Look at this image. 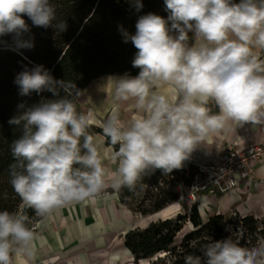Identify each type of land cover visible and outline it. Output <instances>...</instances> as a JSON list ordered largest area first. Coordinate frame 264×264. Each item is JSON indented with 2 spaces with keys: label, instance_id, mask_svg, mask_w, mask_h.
I'll return each mask as SVG.
<instances>
[{
  "label": "clouds",
  "instance_id": "obj_1",
  "mask_svg": "<svg viewBox=\"0 0 264 264\" xmlns=\"http://www.w3.org/2000/svg\"><path fill=\"white\" fill-rule=\"evenodd\" d=\"M129 2L137 12L143 8L142 0ZM164 6L166 18L149 12L138 17L134 34L119 29L137 49L132 67L139 72L106 79L114 100H134L142 115L124 121L114 110L104 123L114 170L106 169L90 132L91 113L77 110L81 90L74 83L55 78L42 64L16 75L20 96L53 97L30 106L21 102L9 120L22 132L10 146L9 182L38 216L93 199L108 187L131 191L156 170H179L229 122L264 124V65L252 54L253 47L264 49V0H164ZM25 16L34 27H67L51 0H0V50L34 47ZM165 85L171 99L159 90ZM28 219L0 211V264H10L13 251L31 255ZM200 252L185 256V264H264V246L249 249L231 236L212 239Z\"/></svg>",
  "mask_w": 264,
  "mask_h": 264
},
{
  "label": "trees",
  "instance_id": "obj_2",
  "mask_svg": "<svg viewBox=\"0 0 264 264\" xmlns=\"http://www.w3.org/2000/svg\"><path fill=\"white\" fill-rule=\"evenodd\" d=\"M234 2L238 3L239 0ZM51 3L57 9L58 20L65 21L66 30L57 32L54 28L34 27L25 16L34 37V47L19 53L0 50V211L22 212L28 216V224L37 215L33 209L22 204L9 182V165L14 163L10 146L22 134L20 128L9 124V120L18 114L17 106L21 102L30 106L38 103L41 97H53L49 92L40 95L33 93L31 97L20 96L14 83L16 75L24 67L42 64L55 78L74 83L81 92L92 80L102 75L129 73L135 76L139 69L132 67V60L137 49L130 41L124 42L120 26L134 34L139 16L149 12L165 18L168 15L164 10V0H142L143 8L139 12L129 0H51ZM76 104L81 112L77 101ZM209 108L213 113L218 112L215 106ZM90 132L104 136L100 127L90 125ZM104 138L105 143L110 145L108 139ZM168 177L171 187L159 188L160 170L144 175L133 190L126 187L116 190L118 202L128 208L143 186H153L157 192L145 190L144 197L130 211L136 214L160 213L169 204L177 202L174 184L184 179L180 169L173 170ZM147 200L150 203L148 207L141 208ZM234 222L239 223L243 230V238L238 240L240 245L250 247L245 240L259 233L256 218L243 216L233 221L216 211L202 218L196 205H191L184 213L159 217L144 227L127 230L123 235V244L132 257V264H185V256L200 255L203 245L212 239L221 240L231 236L237 240L231 232L235 229L231 227ZM186 224L189 230L177 240V235Z\"/></svg>",
  "mask_w": 264,
  "mask_h": 264
},
{
  "label": "crops",
  "instance_id": "obj_3",
  "mask_svg": "<svg viewBox=\"0 0 264 264\" xmlns=\"http://www.w3.org/2000/svg\"><path fill=\"white\" fill-rule=\"evenodd\" d=\"M191 37L192 33H190ZM252 54L257 59L264 57V49L253 47ZM108 76L102 75L92 80L77 99L80 111L85 114L91 113V125L100 128H103L114 110L119 112L124 121L142 115L136 110L134 100H114L112 85L106 79ZM159 90L170 99L172 98L170 86L165 85ZM208 106H215V104L210 102ZM93 135L102 161L109 170L112 164L110 154L113 147L105 143L102 134L93 133ZM263 140L264 124L238 125L229 122L224 129L210 135L206 142L197 147L191 155L203 161L215 162L224 144L239 142L241 145H248ZM258 172L263 178V183L257 188L248 187L247 182L240 181L237 188L202 200H206V203L216 207L215 211L221 213L235 205L238 211L264 214V165L258 167ZM115 199L118 202L117 194ZM118 205L130 214L137 215L119 202ZM115 211L116 209L113 210L107 200L93 198L72 202L52 210L46 216H40L37 229L33 232L31 255L27 252L13 251L10 254V264H117L119 256L109 254L108 244L114 238V231H117L123 223L120 217H115ZM120 214L124 218L127 216L125 212ZM132 228L123 229L117 238L116 245L113 246L121 247L127 255L130 253L124 247L123 235Z\"/></svg>",
  "mask_w": 264,
  "mask_h": 264
},
{
  "label": "built area",
  "instance_id": "obj_4",
  "mask_svg": "<svg viewBox=\"0 0 264 264\" xmlns=\"http://www.w3.org/2000/svg\"><path fill=\"white\" fill-rule=\"evenodd\" d=\"M260 165H264V140L248 145L239 142L224 144L215 162L191 155L180 169L184 179L174 184L177 203H184L188 211L191 205H197L205 197L237 188L240 181L247 182L248 187L257 188L263 183L258 172ZM28 227L32 231L36 228L35 223Z\"/></svg>",
  "mask_w": 264,
  "mask_h": 264
},
{
  "label": "rangeland",
  "instance_id": "obj_5",
  "mask_svg": "<svg viewBox=\"0 0 264 264\" xmlns=\"http://www.w3.org/2000/svg\"><path fill=\"white\" fill-rule=\"evenodd\" d=\"M257 61L264 65V57H260L257 59ZM103 129V128H101ZM116 167V165L111 164V167L109 168V170H114ZM170 178L168 177V175H163L161 173V178H159L158 180V184L157 187L159 188H170ZM145 190H151V193H156L157 190L155 187L153 186H143L142 191L139 193V195L137 196V198L133 201H130V205L128 206V210L132 211L133 208L136 206L137 203H139V201L142 199V197H144V193ZM116 196V189H113L111 187L105 188L104 190L101 191V193H99L95 199H102V200H107L110 205L112 206L113 210L116 209V211L114 212L115 217L119 218L123 221V223L120 225V228L116 231H114V238L111 239L109 241V254L112 255H117L119 256L118 262L117 264H132V257L130 255L125 254L124 250L119 247H113L116 245V241L118 236L120 235V233H122L123 229L127 228V227H142L144 226L147 222L151 221V220H155L159 217H169V216H173L176 213H184L187 211V206L185 204L180 205L177 202H173L171 204H169L165 209H163L160 213H150V214H140L139 212H137V215L134 214H130L127 210L122 209L119 205L118 202L115 199ZM205 202V203H204ZM149 201H144L143 206H140L141 208L144 207H148L149 205ZM196 208L198 209V212L200 213L201 217L204 218L207 214L212 213L215 211L216 207L214 208V206H212L210 203H206V200H202L200 201L197 205ZM120 212H125L126 213V217L124 218L122 216V214H120ZM251 213V214H250ZM245 212V211H238L237 208H235V205L229 207L224 214L227 216V219H232L233 221H236L237 219H240V217L243 216H252L253 218H256L258 220V230L259 233L256 234L255 237H253L252 239H250V236L246 237L245 243L249 244L250 247H248L249 249L251 248H258L261 246H264V214H260L255 213V212ZM37 215V214H36ZM36 218V219H35ZM31 223L28 224V226L32 225L33 223H35V230L37 229V223L40 220V216H36ZM120 220V221H121ZM231 227H235L234 230H231V232L233 233L234 237L239 240L242 237L243 234V230L240 227L239 223H233L231 224ZM33 230V232L35 231ZM189 230L188 224H186L183 229L181 230V232L177 235L176 239L179 240L182 235L187 232ZM244 243V244H245ZM143 263H145V261H143ZM146 264V263H145Z\"/></svg>",
  "mask_w": 264,
  "mask_h": 264
}]
</instances>
